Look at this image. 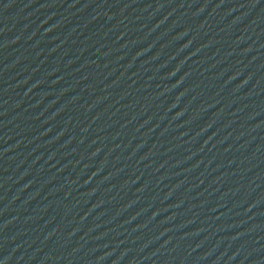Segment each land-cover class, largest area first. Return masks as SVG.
Segmentation results:
<instances>
[{"label":"water","instance_id":"water-1","mask_svg":"<svg viewBox=\"0 0 264 264\" xmlns=\"http://www.w3.org/2000/svg\"><path fill=\"white\" fill-rule=\"evenodd\" d=\"M0 264H264V0H0Z\"/></svg>","mask_w":264,"mask_h":264}]
</instances>
